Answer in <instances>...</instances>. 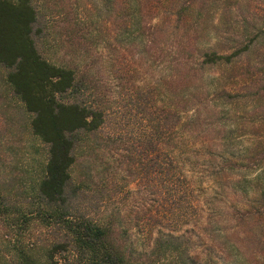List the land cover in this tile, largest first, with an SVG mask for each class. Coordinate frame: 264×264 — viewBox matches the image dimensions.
I'll return each mask as SVG.
<instances>
[{
	"label": "trees",
	"instance_id": "1",
	"mask_svg": "<svg viewBox=\"0 0 264 264\" xmlns=\"http://www.w3.org/2000/svg\"><path fill=\"white\" fill-rule=\"evenodd\" d=\"M116 1L124 17L131 10L132 23L147 29L151 49L173 55L168 67L177 70L180 90L177 105L147 115L149 133L137 152L129 150V170L135 156L136 185L146 194L128 211L100 207L104 191L89 190L72 173L77 147L105 121L96 83L39 53L34 0H0V68L44 149L27 199L0 180V264H264V105L257 106L264 16L231 18L226 0ZM65 19L58 21L79 31ZM211 66L232 71L207 86L228 107L227 123L195 94ZM243 100L250 108L235 110ZM232 137L246 142L237 146ZM194 145L204 147L189 167L199 173L195 181L184 168Z\"/></svg>",
	"mask_w": 264,
	"mask_h": 264
},
{
	"label": "rangeland",
	"instance_id": "2",
	"mask_svg": "<svg viewBox=\"0 0 264 264\" xmlns=\"http://www.w3.org/2000/svg\"><path fill=\"white\" fill-rule=\"evenodd\" d=\"M226 2L232 8L231 18L236 13L254 18L264 16V0ZM34 3L40 28L36 40L39 53L49 62L72 67L79 74L91 78L97 85L96 93L105 104L104 124L77 147V164L73 166L72 173L83 179L89 190L97 187L104 191L107 196L100 207L115 206L128 211L139 196L146 194L145 189L136 185L135 156V165L129 170V150L137 152L139 142H143L149 133L147 115H157L155 111L168 104L177 105L179 99L177 70L168 67L173 55L168 56L159 45L151 49L146 43L147 29L137 28L132 23L135 18L131 10H127L124 17L120 10L124 5L117 1L115 5L113 0L109 3L105 0H34ZM61 14L66 22L72 21L78 26L79 31L74 32L71 26L60 23ZM229 73L232 71L227 67L211 66L200 77L198 75L201 81L195 89L196 96H204L205 106L215 110L218 121L226 123L230 122V117H225L228 107L213 99L207 86L213 78ZM170 75L173 79L168 83ZM245 100L236 104L235 110H248L250 103ZM257 102L258 108L264 105V96H260ZM142 104L146 113L141 110ZM200 137L203 134L193 138L195 143ZM245 139L232 137L231 142L243 146ZM164 141L166 139H161L159 145L163 146ZM178 142L174 136L171 143L177 146ZM202 149L194 145L184 163L186 176L193 181L199 173L190 166ZM43 162V145L30 133L28 114L11 95L4 80V70L0 68V180L12 193L27 199L41 173ZM202 184L204 192L208 193V184ZM138 189L139 194H135Z\"/></svg>",
	"mask_w": 264,
	"mask_h": 264
}]
</instances>
